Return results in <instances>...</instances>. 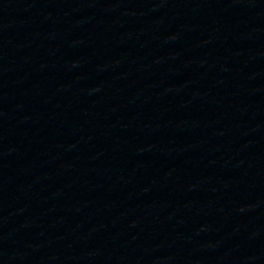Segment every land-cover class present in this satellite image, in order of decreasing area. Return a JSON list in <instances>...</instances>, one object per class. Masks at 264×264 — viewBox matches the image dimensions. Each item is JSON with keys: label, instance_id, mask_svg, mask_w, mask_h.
I'll return each instance as SVG.
<instances>
[{"label": "water", "instance_id": "95a60500", "mask_svg": "<svg viewBox=\"0 0 264 264\" xmlns=\"http://www.w3.org/2000/svg\"><path fill=\"white\" fill-rule=\"evenodd\" d=\"M0 264H264V0H0Z\"/></svg>", "mask_w": 264, "mask_h": 264}]
</instances>
